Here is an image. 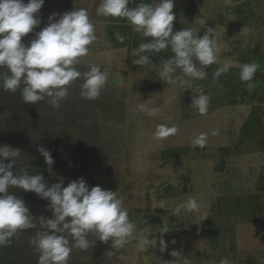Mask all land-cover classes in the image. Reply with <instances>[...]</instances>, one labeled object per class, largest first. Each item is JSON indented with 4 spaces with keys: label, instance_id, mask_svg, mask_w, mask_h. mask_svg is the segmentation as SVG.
Masks as SVG:
<instances>
[{
    "label": "rangeland",
    "instance_id": "rangeland-1",
    "mask_svg": "<svg viewBox=\"0 0 264 264\" xmlns=\"http://www.w3.org/2000/svg\"><path fill=\"white\" fill-rule=\"evenodd\" d=\"M99 2L45 0L40 26L23 37L25 42L34 38L54 11L86 8L98 39L76 67L84 72L89 64H99L111 72L96 100L81 98L82 79L69 86L68 96L56 108L47 97L33 105L24 103L19 91L0 90V144L21 150L18 169L42 173L48 183L56 182V175L63 176L65 184L82 176L90 186L117 191L137 230L148 222L152 238L156 236L155 247L139 251L135 231L132 242L119 250L90 235L89 249H73L68 264H164L173 259L172 249L181 250L191 264H219L223 258L229 264H264V252L236 249L238 225L264 227V0H174L173 30L196 26L203 35L210 27L218 45L216 63L204 69L207 77L192 82L211 97L205 115L191 108V88L164 83L156 67L134 63L138 59L134 49L145 38L122 18L97 16ZM194 16L203 17L206 27L196 25ZM116 32L125 37L123 44ZM148 55L151 65L158 66L171 53ZM252 62L260 67L253 78L257 86L249 92L239 79V69ZM225 63L230 70L213 80L212 74ZM149 98V107L160 109L153 117L136 108ZM159 123L175 125L177 134L154 140L152 133ZM213 130L219 134L212 135ZM201 132L208 133L207 143L194 148L191 141ZM38 146L51 151L56 175L48 172ZM10 191L25 200L37 221L41 215L52 216L48 202L34 192ZM188 196L200 202L197 210L173 215ZM164 218L170 232L164 234L168 246L161 253L158 227ZM34 232L21 231L11 244L0 247V264H37L38 254L29 244Z\"/></svg>",
    "mask_w": 264,
    "mask_h": 264
},
{
    "label": "clouds",
    "instance_id": "clouds-1",
    "mask_svg": "<svg viewBox=\"0 0 264 264\" xmlns=\"http://www.w3.org/2000/svg\"><path fill=\"white\" fill-rule=\"evenodd\" d=\"M44 3L45 0H0V90L19 91L22 101L33 105L47 97L48 103L56 108L68 96L69 86L82 79L81 98L96 100L111 72L107 67L102 70L99 64H89L84 72L76 67L78 59L86 56L89 46L98 39L96 26L86 8L52 12L48 23L35 32L34 38L28 42L23 40L40 26L39 13ZM173 9L174 0H100L96 15L122 18L135 33L142 35L145 41L134 49L138 55L134 63L156 67L157 77L164 83H174L184 90L191 88L194 93L191 108L205 115L209 112L211 97L192 82L205 79L207 72L204 69L217 61L218 45L211 34L213 28L207 27L203 35L198 34L196 26L174 31L176 13ZM192 21L206 27V20L201 16H194ZM115 36L119 43L125 42L120 32ZM166 50L171 55L158 66H152L148 54ZM259 67L256 62L240 65L239 79L246 82L249 92L257 86L253 78ZM230 68L227 63L219 66L212 79L218 80ZM150 104L152 98L137 104L136 108L148 117L158 115L160 109L149 107ZM177 132L175 125L159 123L152 138L159 142ZM218 134V130H213L212 135ZM207 136L208 133L201 132L192 139V146L205 147ZM37 150L44 157L48 172L56 175L52 172L55 161L51 151L44 146H38ZM20 156L19 148L0 144V247L11 244L13 237L27 229H35L29 244L38 254L37 264H68L73 249H89L90 235L101 243L111 242V247L119 250L132 242L130 237L135 231L134 240L139 251L150 245L156 246L151 226L146 222L145 227L137 230L117 191L100 185L90 186L82 176L65 184V178L56 175V182L48 183L42 173H30L25 167L18 169L17 158ZM12 188L34 192L46 200V208L51 210L52 216L41 215L37 221L25 200L10 191ZM199 206L195 197L188 196L173 209V215L181 210L191 213ZM158 232L159 251L163 253L168 246L164 234L170 232L167 218L161 222ZM171 242L176 243L174 239ZM107 254L111 256L113 252ZM169 254L173 259L165 260L164 264H191L181 250L172 249ZM219 264H229L228 258L221 259Z\"/></svg>",
    "mask_w": 264,
    "mask_h": 264
},
{
    "label": "crops",
    "instance_id": "crops-1",
    "mask_svg": "<svg viewBox=\"0 0 264 264\" xmlns=\"http://www.w3.org/2000/svg\"><path fill=\"white\" fill-rule=\"evenodd\" d=\"M259 225H256L255 223H247L237 226L236 249L238 252L251 254L254 252H264V227ZM242 226L244 232H240V227Z\"/></svg>",
    "mask_w": 264,
    "mask_h": 264
},
{
    "label": "trees",
    "instance_id": "trees-1",
    "mask_svg": "<svg viewBox=\"0 0 264 264\" xmlns=\"http://www.w3.org/2000/svg\"><path fill=\"white\" fill-rule=\"evenodd\" d=\"M103 246V245H102Z\"/></svg>",
    "mask_w": 264,
    "mask_h": 264
}]
</instances>
